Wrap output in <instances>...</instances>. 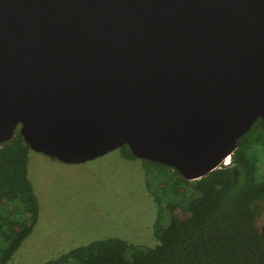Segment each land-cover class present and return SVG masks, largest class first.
<instances>
[{
  "label": "water",
  "instance_id": "95a60500",
  "mask_svg": "<svg viewBox=\"0 0 264 264\" xmlns=\"http://www.w3.org/2000/svg\"><path fill=\"white\" fill-rule=\"evenodd\" d=\"M264 124V0H0V145L126 144L198 178ZM216 165V166H215Z\"/></svg>",
  "mask_w": 264,
  "mask_h": 264
},
{
  "label": "trees",
  "instance_id": "16d2710c",
  "mask_svg": "<svg viewBox=\"0 0 264 264\" xmlns=\"http://www.w3.org/2000/svg\"><path fill=\"white\" fill-rule=\"evenodd\" d=\"M117 149L126 159L137 158L126 144ZM29 150L18 126L0 145V264L10 260L38 219ZM141 160L156 206L157 243L143 246L107 237L39 264H264V234L254 210V203L262 201L264 216L261 118L237 139L229 165L198 178L185 179L172 166Z\"/></svg>",
  "mask_w": 264,
  "mask_h": 264
},
{
  "label": "rangeland",
  "instance_id": "374dc122",
  "mask_svg": "<svg viewBox=\"0 0 264 264\" xmlns=\"http://www.w3.org/2000/svg\"><path fill=\"white\" fill-rule=\"evenodd\" d=\"M28 177L38 200V219L6 264H39L107 237L143 246L157 243L156 206L140 158L126 159L114 149L68 163L30 149ZM262 208V201L254 203L256 225L264 234Z\"/></svg>",
  "mask_w": 264,
  "mask_h": 264
},
{
  "label": "bare ground",
  "instance_id": "6f19581e",
  "mask_svg": "<svg viewBox=\"0 0 264 264\" xmlns=\"http://www.w3.org/2000/svg\"><path fill=\"white\" fill-rule=\"evenodd\" d=\"M231 154V151L226 153L217 163V166L219 165V163H222L223 161L224 162H227L228 161V157L230 156ZM216 166V165H215ZM192 178H195V177H192Z\"/></svg>",
  "mask_w": 264,
  "mask_h": 264
},
{
  "label": "built area",
  "instance_id": "2783aa9c",
  "mask_svg": "<svg viewBox=\"0 0 264 264\" xmlns=\"http://www.w3.org/2000/svg\"><path fill=\"white\" fill-rule=\"evenodd\" d=\"M230 164V156L228 157V161L227 162H222V163H219V165L217 166V167H220L221 165H223V166H227V165H229Z\"/></svg>",
  "mask_w": 264,
  "mask_h": 264
}]
</instances>
